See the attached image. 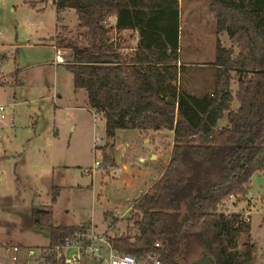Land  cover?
<instances>
[{"label":"trees","instance_id":"obj_1","mask_svg":"<svg viewBox=\"0 0 264 264\" xmlns=\"http://www.w3.org/2000/svg\"><path fill=\"white\" fill-rule=\"evenodd\" d=\"M52 1L56 13L73 11L86 37L79 43L55 35L53 46L69 52L64 67L72 88L83 90L86 106L102 115L105 137L112 139L116 130L171 133L161 175L132 204L140 214L133 222L137 234L106 237L109 246L184 264L195 244L196 259L251 264L248 217L224 214L219 206L243 197L250 178L264 174V0H201L214 17L215 35L224 33L230 46L215 40L210 86L199 95L176 87L183 72L178 0ZM132 32L135 45L121 54L110 37L119 42ZM223 117L226 125L217 127ZM30 225L48 229V248L86 227L53 226L43 211L31 212Z\"/></svg>","mask_w":264,"mask_h":264},{"label":"rangeland","instance_id":"obj_2","mask_svg":"<svg viewBox=\"0 0 264 264\" xmlns=\"http://www.w3.org/2000/svg\"><path fill=\"white\" fill-rule=\"evenodd\" d=\"M197 1L181 0L179 9L177 58L183 72L176 87L192 95L210 86L216 40L214 23L200 26L203 31L197 28ZM55 35L79 43L86 39L73 11L56 13L52 0H0V105L5 116L0 120V245L36 252L48 248V229L30 225L32 211L49 212L53 226L88 225L103 238L135 236L133 222L140 214L132 204L164 168L171 147L169 132L142 135L135 130H116L109 145L102 115L86 106L83 90L72 88L64 67L69 52L55 51ZM110 38L121 54H130L135 45L131 33H122L119 42ZM231 108H236L234 101ZM225 125V117L217 121V127ZM93 162L100 164L96 172L83 174ZM111 165H124L129 174L119 170L114 175ZM238 200L231 210L219 211L236 213L249 203L255 245L251 264H264V174H254ZM198 253L192 244L184 264Z\"/></svg>","mask_w":264,"mask_h":264},{"label":"built area","instance_id":"obj_3","mask_svg":"<svg viewBox=\"0 0 264 264\" xmlns=\"http://www.w3.org/2000/svg\"><path fill=\"white\" fill-rule=\"evenodd\" d=\"M109 25L113 24L109 19ZM132 50V49H131ZM56 58V57H55ZM57 59V58H56ZM4 107L0 105V120H3ZM99 162L83 171L91 176L99 168ZM111 171V170H110ZM119 170L112 171L118 174ZM233 198V197H230ZM246 207L249 205L245 203ZM248 210H246L247 212ZM242 214V213H241ZM243 219L247 214L243 212ZM155 249H160L158 242ZM0 264H171L160 260L153 252L131 255L113 250L101 235L87 225L83 230L75 231L62 239L60 244L42 251L17 245H0Z\"/></svg>","mask_w":264,"mask_h":264},{"label":"crops","instance_id":"obj_4","mask_svg":"<svg viewBox=\"0 0 264 264\" xmlns=\"http://www.w3.org/2000/svg\"><path fill=\"white\" fill-rule=\"evenodd\" d=\"M51 1V0H50ZM181 0H178V30L180 31V11H179V9H180V4H181V2H180ZM197 6V7H196ZM194 11H193V18L196 20V24L198 25V29H200L199 27L200 26H204V25H209V26H211V24H213L214 23V17H213V15L206 9V7L203 5V3L199 0V1H197V2H195V6H194V9H193ZM195 27V26H194ZM212 29V28H211ZM201 30V29H200ZM199 30V31H200ZM201 31H203V30H201ZM213 31V30H212ZM214 36H215V26H214ZM131 34H133V38H134V42H135V40H136V34H135V32H132ZM221 34V35H220ZM180 35V34H179ZM216 39L220 42V45L222 46V47H226V48H228L229 46H230V43L228 42V40H227V37H226V35L224 34V33H219L218 35H216ZM223 41H225L226 43L228 42L229 44H228V46H224V45H222L223 44ZM221 42H222V44H221ZM58 57V56H57ZM85 103H86V99H85ZM158 133H161V132H158ZM169 135H170V140H171V133H169ZM108 143H109V145H112V140L111 139H109V141H108ZM152 158H156V156L154 155ZM138 162L139 163H142V159L140 158V159H138ZM115 169H118V170H120V172H119V174H122V173H127L126 172V167L124 166V165H122V166H120L119 168L115 165V166H110V168H109V170H111V172L113 171V170H115ZM164 169V168H163ZM162 169V170H163ZM162 170H160V172L158 173V174H156L155 175V178L153 179V181L149 184V185H147V189L145 190V192L150 188V186L152 185V183L154 182V181H156L158 178H159V176L161 175V173H162ZM112 174V173H111ZM117 174V173H116ZM116 174H114V175H116ZM129 173H127V175H128ZM137 185V184H136ZM133 186V185H132ZM145 192H143V193H145ZM142 193V194H143ZM141 194V195H142ZM140 195V196H141ZM139 196V197H140ZM138 197V198H139ZM239 201V200H238ZM238 201H236V198H227L226 200H224V201H222L221 202V204H220V206H219V210H224V209H228V210H231V207L233 206V207H236L237 206V204H238ZM246 208L247 207H245V210H246ZM244 207L242 206L241 207V209L239 210V212H240V214L241 213H243L244 211ZM248 211L246 212L245 211V214H247V217H248V220H249V225H250V215H249V209H247ZM238 211V210H237ZM236 211V213L235 214H237V213H239V212H237ZM223 212V211H222ZM224 214H233L232 212H223ZM123 215H124V213H123ZM123 215L121 214V216L120 217H123ZM135 234H137V231L135 232ZM134 237V236H133ZM252 261V260H251Z\"/></svg>","mask_w":264,"mask_h":264},{"label":"water","instance_id":"obj_5","mask_svg":"<svg viewBox=\"0 0 264 264\" xmlns=\"http://www.w3.org/2000/svg\"><path fill=\"white\" fill-rule=\"evenodd\" d=\"M191 264H211V261L205 255H201L199 258L195 259Z\"/></svg>","mask_w":264,"mask_h":264},{"label":"bare ground","instance_id":"obj_6","mask_svg":"<svg viewBox=\"0 0 264 264\" xmlns=\"http://www.w3.org/2000/svg\"><path fill=\"white\" fill-rule=\"evenodd\" d=\"M56 58H57L58 61H61V58H59V57H57V56H56Z\"/></svg>","mask_w":264,"mask_h":264}]
</instances>
